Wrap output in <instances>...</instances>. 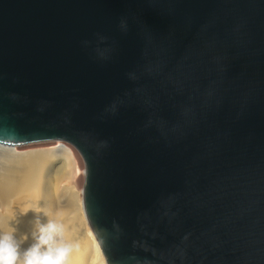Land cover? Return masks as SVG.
<instances>
[{"label":"water","instance_id":"obj_1","mask_svg":"<svg viewBox=\"0 0 264 264\" xmlns=\"http://www.w3.org/2000/svg\"><path fill=\"white\" fill-rule=\"evenodd\" d=\"M42 141L105 264H264V0H0V143Z\"/></svg>","mask_w":264,"mask_h":264},{"label":"bare ground","instance_id":"obj_2","mask_svg":"<svg viewBox=\"0 0 264 264\" xmlns=\"http://www.w3.org/2000/svg\"><path fill=\"white\" fill-rule=\"evenodd\" d=\"M51 165L56 166L54 182L44 175ZM74 174L73 151L58 142L24 151L0 143V232L15 229L23 253L34 243L32 233L37 223L52 220L63 225L64 243L78 245L69 264H105L86 222L82 198L69 185ZM59 179H66L68 185L62 189ZM37 209L39 212H35Z\"/></svg>","mask_w":264,"mask_h":264},{"label":"clouds","instance_id":"obj_3","mask_svg":"<svg viewBox=\"0 0 264 264\" xmlns=\"http://www.w3.org/2000/svg\"><path fill=\"white\" fill-rule=\"evenodd\" d=\"M63 231V225L52 220L46 224L38 222L32 233L34 243L23 253L15 229L0 232V264H69V257L78 245L64 243Z\"/></svg>","mask_w":264,"mask_h":264},{"label":"rangeland","instance_id":"obj_4","mask_svg":"<svg viewBox=\"0 0 264 264\" xmlns=\"http://www.w3.org/2000/svg\"><path fill=\"white\" fill-rule=\"evenodd\" d=\"M55 142H58V141L33 142V143L16 145L14 147L16 150H19V151H24V150H28V149H43V148L54 146ZM58 143L62 144L63 146H65V147H67L73 151V159H74V164H75V174L72 178V181H71L72 183L70 182L69 185L74 186L75 191L78 193V195L80 194V196L82 198L83 169H84L83 161H82L80 155L78 154V152L71 145L64 143V142H58ZM55 170H56V166L51 165V166L47 167V169L44 171V175L49 176L50 181H52V182H54V176L56 178ZM59 184L58 185L61 186L62 189L66 185H68L66 179H63V180L59 179ZM65 211H67V210L65 209ZM63 213L65 214L67 212H64V210H63Z\"/></svg>","mask_w":264,"mask_h":264}]
</instances>
